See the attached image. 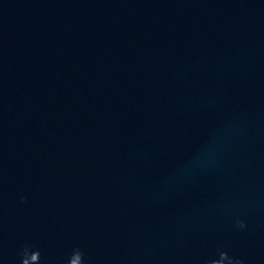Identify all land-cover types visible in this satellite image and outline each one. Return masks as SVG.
Wrapping results in <instances>:
<instances>
[{
	"label": "water",
	"instance_id": "water-1",
	"mask_svg": "<svg viewBox=\"0 0 264 264\" xmlns=\"http://www.w3.org/2000/svg\"><path fill=\"white\" fill-rule=\"evenodd\" d=\"M0 264H264V0H0Z\"/></svg>",
	"mask_w": 264,
	"mask_h": 264
}]
</instances>
